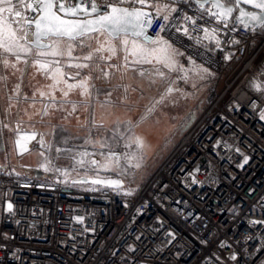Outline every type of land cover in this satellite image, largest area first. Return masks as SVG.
Wrapping results in <instances>:
<instances>
[{"label":"built area","instance_id":"2783aa9c","mask_svg":"<svg viewBox=\"0 0 264 264\" xmlns=\"http://www.w3.org/2000/svg\"><path fill=\"white\" fill-rule=\"evenodd\" d=\"M226 23L219 47L160 33L211 72L208 94L132 193L0 172V264H264V29Z\"/></svg>","mask_w":264,"mask_h":264},{"label":"snow or ice","instance_id":"6c2138e0","mask_svg":"<svg viewBox=\"0 0 264 264\" xmlns=\"http://www.w3.org/2000/svg\"><path fill=\"white\" fill-rule=\"evenodd\" d=\"M193 2L196 9H192ZM123 4L128 6H119ZM239 4L252 5L260 12L239 9V15L234 17L236 21L245 28H248L250 24L264 26V0H182L180 4L178 0H112V2L109 0H74V2L73 0H0V69L20 71L18 65L24 64L51 81L47 85V91L37 88L32 93V103L29 104V107H34L37 96L46 101L44 109L35 113L41 116L42 120L49 115V109L65 112L66 104H71L68 115L76 112L79 105L70 99L74 93H79L85 98L91 97L92 88H94V85L90 83L92 75L89 72L82 77L81 73L89 69L95 70L89 63L94 59L102 61L110 69L135 70L142 77L149 76L148 71L136 69L134 66L151 65L150 83L156 84L159 81L168 85L164 95L161 96L162 101L177 91L169 82V76L172 73L184 72V75L179 78L187 80L188 74L183 65L178 64L176 60V57L182 53L160 33L166 32L169 36L180 33L189 39H195L197 44H202L204 40H211L219 47L220 41L216 35L219 29L211 25L216 22L227 27L226 21L236 10L234 5ZM184 6L196 11L197 15H188L184 11ZM157 20L163 22L159 26V32L153 38L146 30ZM193 33L197 35L194 36ZM200 33L203 35H199ZM64 44L67 45L66 48L61 47ZM77 49L81 52L87 49V52L82 56L74 55ZM34 52L38 58L29 60ZM121 54L122 60L119 67L110 63ZM63 56L68 57L64 65L61 64L60 59H39V57ZM192 63L194 67L191 71L199 75L201 79L205 78L202 74H211L207 68L195 66V61ZM65 68H75L78 71L74 74L68 73L64 70ZM95 68L100 66L96 65ZM100 70L103 71L105 78L109 76L108 71ZM4 79V76H0V81ZM21 83L16 84L13 95L8 97L9 107L5 110L6 114H10L13 107L11 103L13 96H21ZM57 92L60 93L59 97ZM23 99L29 100V97L24 95ZM27 111L24 109V115H27ZM28 119L31 121L32 116H28ZM22 123L21 118L15 128L10 129L16 133L15 145L19 154L28 152V144L32 141H36L43 149L53 150L52 144L45 139V133L22 131ZM127 123L130 124V122ZM0 125L3 128H9V125L2 121ZM53 131L56 132L57 129L54 128ZM63 131L64 129H59L60 133ZM125 131L128 133L127 136L116 132L111 139L118 142L117 137L124 138L128 141L125 147L135 146L136 152L118 154L105 142L87 140L85 143L98 144L101 149H108L106 152L98 153L101 159L96 158L97 153L88 152L82 146V150L79 151L74 146L55 148V158L60 159L66 156L71 161L73 171L85 169L96 172L97 178L91 180L93 185L119 188L121 181L101 179L99 172L120 170L123 173L128 170V167L140 168L148 147L143 136L132 134L131 127L126 128ZM63 142L67 143V140ZM39 155L43 156V152ZM121 160L124 161L123 166ZM51 164L52 161L46 158V162L41 167L49 171ZM3 170L4 166L0 165V172ZM53 170L61 171L59 168ZM62 174L68 175L69 172L64 170ZM83 182L84 180L79 181V183ZM12 209L13 205L8 203L7 210L12 211Z\"/></svg>","mask_w":264,"mask_h":264},{"label":"rangeland","instance_id":"374dc122","mask_svg":"<svg viewBox=\"0 0 264 264\" xmlns=\"http://www.w3.org/2000/svg\"><path fill=\"white\" fill-rule=\"evenodd\" d=\"M93 46H95L94 41ZM61 47L66 48L67 45H61ZM177 50L182 53V55L177 56L176 60L178 64L183 65L188 74V79L184 80L179 78L184 75V72L172 73L168 80L177 91L168 95L164 100L161 101V96L164 95L168 85L167 83H161L159 81H157L156 84L150 83L152 72L151 65L134 66L136 69L148 71L149 76L142 77L135 70L129 69L125 71L123 68L119 70L110 69L102 61L94 59L89 63L94 66L95 70L89 69L86 70V74H83L84 72L81 73L83 77L90 72L92 75L90 83L94 85L91 97H82L86 100L85 104L81 105V110L85 115H75L73 118H65L64 116H60L63 112L49 109V115L43 118V122L38 121V119H42L39 115H35V113L44 109L46 101H43L42 98L37 96L35 98L34 107H29L32 100L26 101L23 99V96L27 95L31 98L32 93L37 88L47 91V85L51 83V81L37 74L32 68L33 75H31L28 82H26L24 86L26 87L25 89L22 85L25 81L21 83V96H13L11 101L13 107L11 108L10 115L13 114L14 118L18 117L19 121L21 118L23 119V123L21 124L22 131H39L45 133V139L52 144L53 150L49 151L43 149L36 141H32L29 143L31 149L28 147L29 151L20 155L16 147L15 150L13 149L15 142H12L10 137L6 135L7 131L15 128L16 123L14 120H11V123H9L10 119H7L9 128H3L2 125H0V165L4 163H13V165L16 166L11 165V167L18 168L22 166L23 163L27 164L30 162L31 167H37L44 164L47 158L52 161L50 170L46 171L49 177H57L53 171L54 168L61 169V174L64 170H68V175L62 174L65 180H71V177L83 174L87 176H97V173L91 170L77 169L73 171L71 169V161L67 159L66 156L60 159L55 158L56 153L54 149L74 146L75 149L79 151L82 150V146L83 149H86L88 152L97 153L96 158L101 159L98 153L106 152L108 149H101L98 144L85 143L87 140H92L107 143L111 146L112 150L116 151L118 154L136 152L135 146L131 148L125 147L128 141L124 138L117 137L118 142H114L113 139H111L116 132L123 133L124 136H127L128 133L125 129L131 127L132 134L143 136L148 145L142 166L140 168L128 167V170L123 173L120 170L100 171L99 176L121 177L124 179L125 183L123 187L119 188V191L125 194L133 192L138 184H140L150 172L154 171L169 155L174 145L179 142L183 134L190 129L191 123L201 115L206 104L205 98L208 94V85L205 84V80L208 74H202L205 75V78L201 79L199 75L191 71L194 67L192 63L193 60L187 57L180 49L177 48ZM86 52L87 49H85L84 52L77 49L74 55L82 56L86 54ZM37 58L34 52L32 56L29 57V60H35ZM39 59H60L61 64L64 65L68 57H39ZM121 60L122 54L120 57L114 58L110 63L119 67ZM96 65H99L100 68H95ZM195 66L203 67L197 62H195ZM100 69L108 71L109 76L105 78L103 71ZM64 70L73 74L78 71L75 68H65ZM34 73L39 75V77L34 76ZM14 88L15 87L11 88L10 95H13ZM125 89H127V91ZM109 93H111L110 96ZM59 95L60 93L57 92L58 97ZM4 101L6 102L4 103ZM6 104H8L7 94L5 89H3V81H0V117H2L0 121L4 124L7 123L3 121L4 111H2V109L4 110ZM64 107L68 114L71 107L68 106V104ZM24 109L28 110L27 115H24ZM17 113H19V115H17ZM55 115L57 116L53 119ZM28 116H32L31 121H29ZM127 122H130V124ZM54 128L57 129L56 132L53 131ZM61 128L69 133H60L59 129ZM58 134H62L60 140L58 139ZM65 140H67V143L63 142ZM40 152H43V156L39 155ZM121 165H124L123 160H121Z\"/></svg>","mask_w":264,"mask_h":264},{"label":"crops","instance_id":"0c3cea01","mask_svg":"<svg viewBox=\"0 0 264 264\" xmlns=\"http://www.w3.org/2000/svg\"><path fill=\"white\" fill-rule=\"evenodd\" d=\"M175 48V47H174ZM177 49V48H176ZM18 68L20 69V71H15L14 69H0V76H4L5 77V79L3 80V89H5V91H6V94H7V98L10 96V93H11V88L12 87H15L16 86V84H18V83H21V77H22V82L23 81H25V83L24 84H22L23 85V87L25 86V84H26V82H28V79H29V77L31 76V75H33V70H32V68H30V67H28V66H26L25 67V65L24 64H19L18 65ZM83 74H86V70L84 71V73ZM82 75V74H81ZM34 76H36V77H39V75H36L35 73H34ZM22 85H21V88H22ZM26 87H24V89H25ZM32 98V97H31ZM31 98H29V100H26V101H31ZM70 99H71V101L73 102V103H75V104H77V105H79V107H78V110L76 111V112H74V113H72L71 115H68L67 114V111H65V112H63V114L62 115H60V116H64V117H67V118H69V117H71V118H73V116H75V115H80V116H84L85 115V113L81 110L82 109V107H81V105L82 104H85V102H86V100L84 99V98H82L81 96H79V93H74V94H72V97H70ZM6 101H4V103H5ZM68 106H70L71 107V104H68ZM87 106V105H86ZM85 106V107H86ZM8 107H9V100H8V104H6L5 105V108H4V110L2 109V107H1V109H2V111H4V114H3V121L5 122V123H7V124H9V123H11V120H14L15 121V123L17 124V123H19V118L18 117H13V114H6V112H5V110L6 109H8ZM84 107V108H85ZM69 111H71V110H69ZM68 111V112H69ZM58 115V114H57ZM57 115H55V117H53V119H55L56 118V116ZM2 116V115H1ZM41 117V116H40ZM7 119H10V121H9V123H8V120ZM0 120H2V117H0ZM23 131H25V130H23ZM27 131V130H26ZM1 132V131H0ZM30 132V131H29ZM63 133H69V132H67V131H64V132H62V134ZM62 134H58V139L60 140L61 139V135ZM6 135L7 136H9L10 137V139H11V141L12 142H15V139H16V133L14 132V131H12V130H9V131H7L6 132ZM29 146H31L30 144L28 145V147ZM15 147H16V145H15V143H14V146H13V149L15 150ZM30 149H31V147H29ZM24 154V153H23ZM20 155H22V154H20ZM31 157V156H30ZM23 158V157H22ZM4 163V162H3ZM1 164V163H0ZM3 166H4V169H6V168H10L11 170H18L19 172H25V173H27L28 175H30V176H32V177H36V178H46V177H44V176H46L47 175V173H46V171L45 170H43V168H41V166H37V167H35V166H32L31 167V163L29 162V163H23V165L22 166H20V167H11V165H13V163H10V164H6V163H4V164H2ZM38 165V164H37ZM13 166H16V165H13ZM42 169V170H41ZM83 175H85V174H83ZM83 175H80V176H83ZM77 176H79V175H77ZM76 177V176H75ZM71 178H74V177H71Z\"/></svg>","mask_w":264,"mask_h":264},{"label":"water","instance_id":"95a60500","mask_svg":"<svg viewBox=\"0 0 264 264\" xmlns=\"http://www.w3.org/2000/svg\"><path fill=\"white\" fill-rule=\"evenodd\" d=\"M73 2H74V0H73ZM119 6L127 7V5H119ZM234 9H236V10H234L232 17H236L239 15V9H243L244 11H248V12H257V13L260 12L259 9L254 8L252 5H246V4L234 5ZM232 17H229L228 19H231ZM250 25H258V24H250ZM148 30H149V28H147V30H146L147 33H148ZM94 178H97V176H81V177L73 178L71 180V182L72 183H74V182L79 183V181L84 180V182L81 184H86V183H91V180ZM99 178L105 179V180H119V181H121V186L119 188L123 187L124 183H125L124 179L121 177H118V176H103V177L99 176Z\"/></svg>","mask_w":264,"mask_h":264},{"label":"bare ground","instance_id":"6f19581e","mask_svg":"<svg viewBox=\"0 0 264 264\" xmlns=\"http://www.w3.org/2000/svg\"><path fill=\"white\" fill-rule=\"evenodd\" d=\"M202 114V113H201ZM201 116V115H200ZM200 116L199 117H197L194 121H193V123H192V125H191V127L193 126V124L198 120V118H200ZM190 127V128H191ZM187 132V131H186ZM185 132V133H186ZM184 133V134H185ZM183 134V135H184ZM180 142V141H179ZM179 142H177L175 145H174V147L172 148V150L170 151V153H169V155L168 156H170L175 150H176V148L178 147V145H179ZM168 156L162 161V163L155 169V170H158L160 167H161V165L163 164V162L168 158ZM154 170V171H155ZM54 171V173L57 175V176H62V174L60 173V172H58V171H55V170H53ZM154 171H152V172H154ZM151 173V172H150ZM32 177V176H31ZM33 178H35V179H42V178H36V177H33ZM45 179V178H44ZM47 179H53V178H47ZM49 248H51V245H49Z\"/></svg>","mask_w":264,"mask_h":264},{"label":"trees","instance_id":"16d2710c","mask_svg":"<svg viewBox=\"0 0 264 264\" xmlns=\"http://www.w3.org/2000/svg\"><path fill=\"white\" fill-rule=\"evenodd\" d=\"M263 29H264V26H263ZM204 108H205V107H204ZM203 110H204V109H203ZM198 117H199V116H198ZM43 120H44V119H43ZM43 120H39V119H38L39 122H43ZM191 125H192V123H191ZM190 127H191V126H190ZM60 137H61V136H60ZM68 141H70V140H68ZM14 168H15V167H14ZM14 171H15V172H18V173H22L23 175H28L27 173H25V172H24V173H23V172H19V171L16 170V169H15ZM29 176H30V175H29ZM44 177H46V178H52V176H51V177L48 176V173H47V175L44 176Z\"/></svg>","mask_w":264,"mask_h":264}]
</instances>
